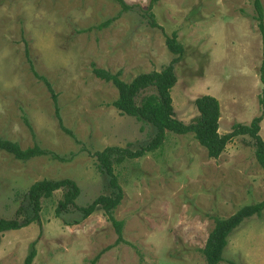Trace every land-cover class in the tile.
I'll list each match as a JSON object with an SVG mask.
<instances>
[{"label":"rangeland","instance_id":"obj_1","mask_svg":"<svg viewBox=\"0 0 264 264\" xmlns=\"http://www.w3.org/2000/svg\"><path fill=\"white\" fill-rule=\"evenodd\" d=\"M125 2L133 9L120 13L113 0H0V137L67 160L23 162L0 151V218L22 222L36 182L70 179L79 188L67 209L57 212L58 190L42 199L37 222L0 234V264H23L33 247L32 264H93L104 249L94 264H205L202 249L214 218L264 200V171L249 135L232 138L211 159L193 134L166 132L158 150L115 167L123 198L113 216L123 223V243L115 244L103 211L83 217L80 208L112 193L92 155L110 146L135 151L154 135L150 124L111 105L117 90L96 78L92 66L120 72L127 83L160 71L174 57L165 37L175 33L183 54L170 91L174 117L189 124L198 115L194 100L210 95L220 106L219 134L261 116L264 141L262 37L251 1L159 0L151 8L150 0ZM32 69L50 83L74 138L59 128L47 88ZM220 264H264V210L228 237Z\"/></svg>","mask_w":264,"mask_h":264},{"label":"trees","instance_id":"obj_2","mask_svg":"<svg viewBox=\"0 0 264 264\" xmlns=\"http://www.w3.org/2000/svg\"><path fill=\"white\" fill-rule=\"evenodd\" d=\"M120 7V13L128 12L133 9L125 0H113ZM159 0H150L149 8H151ZM254 10L253 19L257 22V27L262 37V62L259 68V79L262 84V91L259 103L264 107V10L261 0H250ZM153 15L150 14V17ZM113 19L95 27L101 30L112 23ZM152 27H157L154 20L151 21ZM80 30L79 33L87 32ZM167 49L174 55L169 64L162 67L160 71H152L149 73H141L135 76L130 82H124L120 79V72L111 73L109 71L92 66L93 75L107 83H111L117 90V98L111 105L121 114L133 117L136 120L150 124L154 129V135L150 141L138 150L132 151L128 147L120 148L110 146L102 151L95 152L92 156L95 158L99 172L108 178V183L112 189L110 195H100L85 207L80 208L84 218H87L94 212L103 211L106 219L114 227L117 239L115 244L123 243L122 238V221H117L113 216V211L120 204L123 193L115 174V167L121 165L126 160L142 158L147 153L158 150L165 141L166 132L176 135L193 134L194 139L200 146L206 150L208 158L217 159L225 150L227 144L232 138L240 135H249L255 143V159L264 171V141L259 136V124L262 117L254 118L249 125L236 124L233 126L232 132L227 134H219V118L220 106L216 98L210 95H203L194 100V106L198 115L189 123L185 124L174 117L172 99L170 91L176 83L174 74V65L178 63L183 54V48L177 41V36L172 33L165 37ZM31 68V67H30ZM32 72L35 77L41 80L47 88L52 106L54 117L59 128L66 135L74 138L73 133L65 128L60 116V110L57 101V95L54 93L50 83L42 76H38L34 70ZM26 126L31 129L29 122L23 118ZM0 151H4L12 155L16 160L28 161L38 156H49L57 161H67L63 157L39 148L33 145L30 148L21 149L18 143L6 140L0 137ZM61 190L62 199L58 203L57 212L67 209L74 204L79 195V188L76 183L70 179H62L57 181L42 180L34 183L28 189L26 194L28 202V210H23L24 220L18 222L16 219L0 218V234L11 230H18L28 226L32 222H37L41 211L42 199H50L54 192ZM264 210V200L259 203L250 204L241 207L233 215L228 218H214V226L207 236L205 245L202 249L205 264H220L223 261V251L227 246L228 237L239 227L246 219L251 217L260 218ZM102 250L93 260V264L105 253ZM36 256L34 247L25 257L23 264H32Z\"/></svg>","mask_w":264,"mask_h":264}]
</instances>
